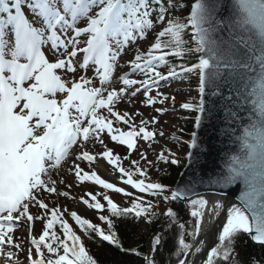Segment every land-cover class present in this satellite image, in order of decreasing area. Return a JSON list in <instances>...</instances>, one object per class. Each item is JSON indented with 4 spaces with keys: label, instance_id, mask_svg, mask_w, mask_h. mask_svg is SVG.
Masks as SVG:
<instances>
[{
    "label": "snow or ice",
    "instance_id": "6c2138e0",
    "mask_svg": "<svg viewBox=\"0 0 264 264\" xmlns=\"http://www.w3.org/2000/svg\"><path fill=\"white\" fill-rule=\"evenodd\" d=\"M184 9L182 19L171 15ZM149 35L153 42L140 51L138 42ZM126 49L133 59L123 60ZM192 54L197 62L188 66L185 60ZM90 65L95 66L94 78L86 75ZM124 66L130 72L114 79ZM193 73L200 99L182 104L197 114L195 131L184 142L189 151L182 175L187 179L175 188L151 180L148 169L156 163H181L176 152L163 146L156 160L140 152L141 160L130 161L134 170L123 167L103 134L131 154L139 151L138 138L151 148L165 132L155 127L158 118L144 119L140 111L121 114L117 106L139 95L147 107L164 104L169 96L159 91L161 82H184ZM155 111L163 115L166 109ZM114 121L129 130L114 127ZM207 129L214 130L216 143L224 147L204 138L202 130ZM90 142L103 145L100 155L118 170L123 186L80 167L78 162H96L85 150ZM69 157L71 165L63 169ZM221 159L225 167H219ZM62 169L64 175L72 172L76 180L130 198L131 205L120 207L103 195L110 215L98 219L107 231L66 206L49 207V196L69 197L68 191H58V182L73 186L60 179ZM238 185L237 201L227 208L201 192L208 188L224 196ZM89 195L92 202L83 203L103 213L105 205ZM145 197L166 205L185 203L194 220L191 230L189 221L181 222L168 207L165 225L153 235L147 252L125 248L116 221L132 217L152 223L158 215L159 203ZM32 207L43 211L33 214ZM36 220L44 222V230L30 241L36 256L29 247L24 257L29 264H98L83 238L93 235L142 264H160L156 253L165 256L164 264H243L237 251L242 236L264 246V0H193L190 5L183 0H0V258L7 264H19L24 251L20 238L13 237L20 222ZM212 227L216 232L209 241Z\"/></svg>",
    "mask_w": 264,
    "mask_h": 264
},
{
    "label": "rangeland",
    "instance_id": "374dc122",
    "mask_svg": "<svg viewBox=\"0 0 264 264\" xmlns=\"http://www.w3.org/2000/svg\"><path fill=\"white\" fill-rule=\"evenodd\" d=\"M192 1L193 0L190 1L189 5L192 3ZM186 15H187V9H184L183 12H174V16H178L181 19ZM152 42H153V38L151 35H149L148 40H146L144 42H138L139 50L140 51H146ZM192 46L194 47V45H192ZM126 59H128V60L133 59V55L129 54L128 57H126ZM123 70L124 69H122L121 71H123ZM162 71H164L165 74L167 72L166 69H163ZM80 74L81 73L78 72L77 76H79ZM86 75L89 78L95 77L92 69H88L86 72ZM191 76H193L192 77L193 79L194 78H196V80L198 79L196 77V74H191ZM192 82H193V80H192ZM192 82L187 83L186 81L181 82V81H177V80L166 82L164 84H163V82H161V87H160L159 91H161L165 95L169 96V100L166 101L164 104L157 103L153 107H147L143 103H141V101H143L145 99V97L143 95H139L137 98H134L133 102H131V103L129 102L126 104L121 103L117 106V110L120 111L121 114H123L125 111H127L129 113H134L136 111H140L144 114L143 115L144 119H151L152 117L158 118L160 123L158 125H155V127L159 128L160 130L165 132L164 137H162V138L157 137L159 143L154 144L151 148L149 147L148 142H145V141L138 138L137 139V147H138L139 151H133V152H131V154H129V152L125 153V152L121 151V148L125 147V146L115 145L113 142H111L110 137L106 133L103 134L102 139L104 140L105 144H107L108 148L113 149L114 154H118L122 157L121 162H122L123 167H125L126 169H132L130 161L131 160H141L140 152H146L149 160H156L157 154L161 150V146H163L164 148H169L173 152H176L178 158L181 161L180 165H184V162H185L184 157L188 152V145H187V143H184V142L189 141V139H190V134L192 133L193 125L195 123L196 113L184 110L182 108V104L185 102L195 104L196 102H198V99H199V93L197 90L198 89V85H197L198 81L194 84ZM94 83L97 86V83H99L98 79H94ZM151 95L153 97H155L156 91L153 90ZM172 97H175L174 101L171 99ZM156 108H165L166 111L163 115H161L160 113L155 111ZM140 120H141V117H139V116L135 117V123L136 124H139ZM114 127L119 128L120 130L125 131V132L129 130L127 125L122 124V123H118L117 121H114ZM181 129H182V131H181ZM148 130H153V126L149 125ZM172 137L178 138L181 141V143H177L176 140L172 139ZM100 147H101L102 151L100 149H97L96 150L98 153L97 155L101 154L105 150L103 145ZM126 156L128 158L123 159ZM69 158H71V157H69ZM99 158L104 159L101 155ZM70 165H71V163L68 164V162H65V167H63V169H68L70 167ZM82 167H84L83 163H82ZM141 167H144L143 161H141ZM86 168L87 169H85V171L88 172L89 174H91L92 172H96L98 175L101 176V178L105 179L107 182H112V183H115L117 186H122L120 184L121 183L120 173L118 172V170L113 169V167L111 165L109 168L110 172L118 177L119 182H116L112 179H109L108 174L102 175L100 170L95 168L94 165H88ZM63 169L61 172H63ZM82 169H84V168H82ZM157 169H159V171ZM164 169H166V165H164L162 162H158V163H156L155 166L150 167L148 170L151 171V175H150L151 180L153 182H157L158 176L162 172H165ZM132 170H134V169H132ZM68 175L70 177H74L72 172H69ZM89 194L97 195V198L100 199L101 202L105 205V211L103 213H100L95 209H88L87 206L83 203V199H88L90 203L92 202ZM103 195H108L110 198L113 199L114 202L118 203V205L120 207H129L131 205L130 198L124 197L122 194H117V193L111 192L110 190L102 189L98 185H93L92 182H90V181L81 182V181L76 180L74 178L73 186L70 188L69 197H66L68 200L66 202H63V204H62V201H59L57 196H49L48 200L51 201L49 203V207H53V206L58 205V206H61V208H63L64 206H66L68 208L69 212L76 211L83 218L90 219V221L92 223L99 225L100 227L104 228L105 231H107V225H105L103 222H101L98 219L99 215H101V214H103L105 216H109V213L107 211V204H106V201L103 200ZM145 199H151L153 201V203L155 201V198H151V197H145ZM168 207H170V205H166L163 202H160L159 207H157V213H159V215L162 214V220H160V218H159V221H161V223L159 224L160 227L165 225V222L167 219L165 216V212H166ZM83 209L84 210L87 209V212H85L86 210L82 211ZM182 209H183V212L184 211L185 212L181 217H178V218L180 219L181 222H183V218L185 216H187L188 217L187 221H189V223L186 224V227L189 230H191V228L194 224V220H193V218L190 217V208L185 203H182ZM42 211L43 210H38L37 213L42 212ZM64 218L68 219L69 223L72 222L69 215L66 214ZM156 219H158V216L156 217ZM33 228L35 230V236H33V237L38 238L42 234V231L44 230V222L40 221V220H36L35 224L33 225ZM25 231H28V229H25L24 232ZM156 231H157V229H155V227L153 228V226L150 223H147L146 221H143L140 223V233L141 234L149 235L150 233L153 234ZM33 237L24 236L21 240V246H22L24 251L22 252L23 257L20 258L19 261L20 262L24 261L23 264H29V262L26 259H24V257L27 256V250L29 249V247H33L30 244V241ZM186 239H188L190 242V238L186 237ZM35 256H36V254H35L34 247H33V257H35Z\"/></svg>",
    "mask_w": 264,
    "mask_h": 264
},
{
    "label": "trees",
    "instance_id": "16d2710c",
    "mask_svg": "<svg viewBox=\"0 0 264 264\" xmlns=\"http://www.w3.org/2000/svg\"><path fill=\"white\" fill-rule=\"evenodd\" d=\"M191 0H183L184 3H190ZM197 61V55L192 54L188 55L185 63H195ZM190 76V82L193 80V84L196 82V79ZM183 165H167L166 172H162L158 179L165 185L173 187ZM160 203V202H159ZM174 210L178 212V217H181L184 212L182 209V203L171 204ZM156 211V210H155ZM157 212V211H156ZM158 219L156 217L151 223L153 228L157 227L162 220V214L159 215ZM117 223V232L119 237L124 244L125 248H139L142 252H146V243L149 235L140 233V223L141 219L135 220L132 217L120 219L116 221ZM59 228V225H57ZM85 239L86 247L90 250V254L94 256L98 264H142V261L130 254L121 252L118 248L108 244L107 242L101 241L98 236L93 235L92 239ZM237 251L239 253L238 259L243 262V264H252L253 259L257 264H264V246L256 245L252 243L250 238L247 235L241 237L238 242ZM156 256L160 264H164L165 256L156 253Z\"/></svg>",
    "mask_w": 264,
    "mask_h": 264
},
{
    "label": "bare ground",
    "instance_id": "6f19581e",
    "mask_svg": "<svg viewBox=\"0 0 264 264\" xmlns=\"http://www.w3.org/2000/svg\"><path fill=\"white\" fill-rule=\"evenodd\" d=\"M124 60L127 61L128 59H124ZM126 67H127V66H124V68H126ZM124 74H125V73H122V74H121V73H117V75H114V79H115L116 76H120V75H124ZM114 86H116L117 88L121 87V85H119V84H116V85H114ZM126 102H127V101H126ZM99 145H100L99 142H95V143L90 142V143H89L88 148L85 149V150L90 151L91 154H93V155H95V156L97 157L96 162L93 163V164H88L87 162H78V163H80V167H82V163L84 164V167H82V168H84V170L87 169L86 167H87L88 165H94L95 168H97L98 170H100V172H101L102 175H103V174H106V175L108 174L109 179H112V180H114V181H116V182H119L118 177L110 172V169H109V168H110V165L107 163V161L104 160V159H100V158H99V157H100V154L97 155V154H98L97 151H96L97 149H100V150L102 151V149H101V147H100V146H102V145H100V146H99ZM74 151H76V152L78 153V152L80 151V149L77 148V149H75ZM121 151H123V152H125V153L128 152L126 146H125V147H122V148H121ZM71 161H72V159H69V160L67 161L68 164L71 163ZM63 167H65V165H63ZM53 178L55 179L56 176L54 175ZM74 178H75V177H70L68 174H67V175H64L63 172H61L60 179H62V180H66V182H67L68 184H72V185H73V183H74ZM120 184L122 185V182H121ZM122 186H123V185H122ZM57 187H58V191H68L69 194H70V188L66 187L65 184H61V183L58 182ZM124 187H126L127 190H128V189L131 190L130 188H128V186H124ZM57 197H58V196H57ZM206 198L209 199L210 202L213 201V200H216V201H220V202H222V203H225V208H227L228 205H229L231 202H235V201L232 200V199H225L224 197H221V198L218 197V198H216V197H212V196H211V197H210V196H207ZM58 199H59V201H62V204H63V202H66V201L68 200L66 197H58ZM60 203H61V202H60ZM85 210H86V211H85ZM85 210L83 209L82 211L87 212V209H85ZM30 211H31V213H33V214H37L38 209L35 208V207H32V208H30ZM223 218H224V214L222 213L221 218L218 219V220L216 221V223L219 224V223L223 220ZM206 220H207V216H206ZM20 223H22L23 226H27V227H28V230L30 231V233L27 232L28 235L35 236V230L33 229V225L35 224V221L32 222L31 225H26V224H24L23 221H21ZM215 232H216V228H215V227H212L211 229H208V230H207V235H208L209 241H212V240L214 239ZM204 234H205V233L202 232V237H203ZM13 235L19 237V238H20V241L22 240V238H23L24 236H27V235H25L24 233H19V232H18L17 234H13ZM202 255H203V253H201V256H202ZM22 257H23V254L21 253V254H20V258H22ZM19 263H20V264H23L24 261H23V262H20V261H19Z\"/></svg>",
    "mask_w": 264,
    "mask_h": 264
},
{
    "label": "water",
    "instance_id": "95a60500",
    "mask_svg": "<svg viewBox=\"0 0 264 264\" xmlns=\"http://www.w3.org/2000/svg\"><path fill=\"white\" fill-rule=\"evenodd\" d=\"M199 99H200V96H199ZM195 126V125H194ZM194 131H195V127H194ZM202 133H203V136H204V138L205 139H208V140H211V142L213 143V145H215L216 147H224V145H220V144H217L216 143V139H215V133H214V130H211V129H207V130H202ZM188 151H189V149H188ZM222 155H224L223 153H222ZM219 167H225V164H224V160L223 159H221L219 162ZM186 171H187V169H186V167L184 166V168L182 169V171H181V173H180V175H179V177H178V179H177V181H176V183H175V185H174V188H175V186L178 184V183H182L184 180H186L187 179V176L186 175H182V174H184V173H186ZM239 185L238 186H236V191H234L233 192V190L232 189H229L228 190V194H226V195H224V196H217V195H214L213 194V190H211V189H208V188H203V189H201V192H202V194L204 195V196H212V197H219V198H221V197H224L225 199H232V200H234L235 202L237 201V198H238V196H239ZM161 229V227L159 228V230ZM150 241H151V239L149 240V243H148V248H149V246H150ZM252 241V240H251ZM254 244H256L254 241H252ZM256 245H258V244H256Z\"/></svg>",
    "mask_w": 264,
    "mask_h": 264
}]
</instances>
